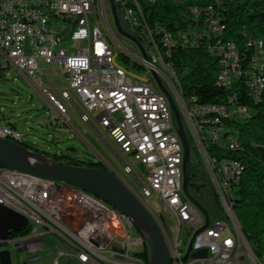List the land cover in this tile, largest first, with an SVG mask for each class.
<instances>
[{"label": "built area", "instance_id": "1", "mask_svg": "<svg viewBox=\"0 0 264 264\" xmlns=\"http://www.w3.org/2000/svg\"><path fill=\"white\" fill-rule=\"evenodd\" d=\"M113 2L123 31L141 44L144 56L134 40L128 37L135 45V50H130L114 35L109 0H0V70L15 68L30 80L60 116L51 121L53 125L60 120L69 122L66 104L71 105L82 122L99 129L98 135L107 136L115 145L125 173L137 179L140 172L136 173L135 165L143 167L142 194L155 192L178 223L173 238L165 232L171 264H243L236 260L239 249L249 255L253 252L244 245L235 219H230L232 230L225 220L209 222L195 235L191 248H206V258L180 261L189 242L183 250L179 248L181 227L196 229L203 217L183 192L182 144L166 95L154 78L158 76L176 103L206 173L215 171L210 182L227 217L234 195L230 178L240 179L243 167L235 159L217 158L208 151L211 147L237 149L234 129L228 122L251 114L244 112V107L234 109L230 100L234 66L229 44L219 37L224 24L210 4L190 5L187 9L192 10L193 23L165 33L138 11L139 0ZM65 40L81 44L66 47ZM246 46L250 55L243 57L245 91L258 103L264 89V44L260 39H248ZM156 47H164L165 65H156ZM194 47L205 48L216 59L215 85L230 91L212 107H204L195 96L183 98L169 62L175 48ZM39 61L63 73L65 87L59 93L42 82ZM0 134L18 143L23 140V133L8 124L0 125ZM193 134H200V141H193ZM216 166H223V173H216ZM0 205L22 214L30 224L29 233L9 234L0 240V251H30V259L38 258L41 237L54 233L71 251L56 252L52 264L67 258L79 264H148L133 255L142 250L145 238L141 233L129 234L131 220L77 187L0 167Z\"/></svg>", "mask_w": 264, "mask_h": 264}, {"label": "trees", "instance_id": "2", "mask_svg": "<svg viewBox=\"0 0 264 264\" xmlns=\"http://www.w3.org/2000/svg\"><path fill=\"white\" fill-rule=\"evenodd\" d=\"M139 2L140 11L143 12L146 21L150 25L157 23L168 31L182 29L193 23L192 10L187 9L190 5L210 4L224 24L220 39L223 43L233 42L237 47L240 69L232 80L233 93L215 85L217 61L203 47L175 48L169 62L178 77L183 98L195 96L198 103L212 104L220 103L230 93L232 100L247 107L251 113L250 117L231 119L228 122L234 129L237 149L220 150L211 147L208 153L217 158L235 159L242 165L240 179L232 188L234 191L232 211L253 256L264 263V89L260 102L251 101L245 91V74H243V57L247 58L250 55V48L246 46L248 39H260L264 44V0H153L151 2L139 0ZM183 128L189 146V160L186 167L187 192L205 209L209 222L214 219L226 220L227 217L217 200L201 157L184 124ZM20 144L32 151L41 152L54 161L86 167L100 166V162L79 159L69 152L59 151L50 154L33 143L21 140ZM160 220L166 229L165 221ZM29 232L28 223L25 229L11 232L10 235ZM133 255L143 263H148L145 245L141 251Z\"/></svg>", "mask_w": 264, "mask_h": 264}, {"label": "rangeland", "instance_id": "3", "mask_svg": "<svg viewBox=\"0 0 264 264\" xmlns=\"http://www.w3.org/2000/svg\"><path fill=\"white\" fill-rule=\"evenodd\" d=\"M181 1V0H175ZM114 35L124 44L128 49L135 50L134 43L127 37L120 34L116 29H113ZM66 47H79L80 42L65 40ZM119 62V56H116ZM42 74L40 75L42 82L59 93L65 87V80L63 73L53 65L44 64L39 61ZM169 90V87L167 86ZM30 100V104L26 101ZM67 106V115L70 118V124L75 131L82 135V138L74 132L69 124L63 120L53 125L51 123L54 119H61L58 114L53 113L42 100L37 90L27 82L25 77L15 68H6L0 70V125L11 123L23 133L24 141L33 143L38 148L52 154L58 153L60 149L74 148L75 151L69 152L79 159H87L96 162L98 156L102 162L109 166L116 174H118L130 189L144 200L151 212L161 223L165 221V232L173 238L177 231V221L173 212L164 208L159 196L152 192L149 196H144L140 185L143 183L142 176L144 169L142 166L136 164L135 171L140 172V175L135 179L132 175L125 173L119 161V152L115 145L108 139L107 136L101 137L99 129L96 128L97 133L87 124L81 122L77 112L71 107ZM171 121L174 122L172 115ZM231 211L233 219L234 214ZM226 223L229 229L233 226L230 221V214L227 213ZM160 218V219H159ZM29 220H27V223ZM195 230V226H183L179 232V238L182 241L179 247L183 250L184 244L189 241ZM131 236H136L138 230L132 226L128 228ZM42 250L37 251L38 258L28 259L27 251H18L10 248L12 264H52L51 260L55 257L56 248L61 247L62 241L57 234L46 233L41 237ZM132 250L133 251H139ZM244 249L240 248L236 257L240 263L254 264L260 261L256 260L253 254H247Z\"/></svg>", "mask_w": 264, "mask_h": 264}, {"label": "water", "instance_id": "4", "mask_svg": "<svg viewBox=\"0 0 264 264\" xmlns=\"http://www.w3.org/2000/svg\"><path fill=\"white\" fill-rule=\"evenodd\" d=\"M109 2L116 30L120 34L134 40L144 56L141 44L134 37L123 31L115 11L113 0H109ZM154 78L160 90L166 95L174 117L176 131L182 144L183 192L187 199L196 208L197 212L203 217V223L193 232L188 242L186 251L180 258V261L186 262L189 258H206V248L191 251L192 241L195 235L203 231V229L208 226L209 219L205 209L193 200L187 192L186 167L189 160L188 139L184 132L176 103L166 91L158 76L154 75ZM38 94L40 97H43L39 92ZM66 151L73 152L75 149L67 148ZM0 167L16 169L41 178L59 181L101 198L112 207L125 214L131 220L133 226L136 227L138 232L143 234L147 249L148 264L172 263L169 251V239L161 223L151 212L147 203L137 196L125 183V181L112 169L104 167L69 165L64 161H54L41 152L32 151L16 141L3 137H0ZM235 220L244 245L251 251V248L242 234L236 218ZM27 224V219L22 214L0 205V240L6 239L11 232H18L25 229ZM0 264H12L10 253L6 249L0 251Z\"/></svg>", "mask_w": 264, "mask_h": 264}, {"label": "bare ground", "instance_id": "5", "mask_svg": "<svg viewBox=\"0 0 264 264\" xmlns=\"http://www.w3.org/2000/svg\"><path fill=\"white\" fill-rule=\"evenodd\" d=\"M138 11H140L139 5H138ZM159 29H161L165 33H172V31H168L161 26H159ZM225 43L229 44L230 52H232V62L234 66V75L232 76V80H233V78L238 75L240 69L239 54L237 51V47L234 45L233 42H225ZM156 65H165L164 47H156ZM230 100L234 104V109H242L244 107V112L251 114L247 107L242 106L239 103L235 102V100H232L231 97ZM203 106L212 107V104H203ZM0 137H2V134H0ZM193 141H200V134H193ZM234 142H236L235 136H234ZM216 173H223V166H216ZM207 175L209 176L210 179H215V171H207ZM34 179L48 180L47 178H41L38 176H34ZM237 181H238L237 178H230L231 189L234 188L233 186L236 185ZM91 196L94 195L91 194ZM231 211H232V207H227V213L230 214V219H233L231 215Z\"/></svg>", "mask_w": 264, "mask_h": 264}, {"label": "crops", "instance_id": "6", "mask_svg": "<svg viewBox=\"0 0 264 264\" xmlns=\"http://www.w3.org/2000/svg\"><path fill=\"white\" fill-rule=\"evenodd\" d=\"M40 64V63H39ZM41 67V66H40ZM23 75V74H22ZM24 76V75H23ZM25 77V76H24ZM25 79L27 80V82L29 83V84H31V82H30V80L29 79H27V77H25ZM32 85V84H31ZM33 86V85H32ZM42 98V100L47 104V106H48V108L53 112V113H55V114H57V111L47 102V100L44 98V97H41ZM27 103H28V105L30 104V100L29 101H26ZM68 106H71V105H68ZM74 110H75V108L73 107V106H71ZM76 111V110H75ZM77 112V111H76ZM78 114V113H77ZM68 116V115H67ZM78 117H79V115H78ZM68 119H70L69 117H68ZM82 122V121H81ZM84 123V122H83ZM6 124H9V125H12L13 127H15L17 130H19L18 128H17V126L15 125V123L14 124H11V123H6ZM68 124H69V126L71 127V129H73L72 128V126H71V124H70V120H69V122H68ZM84 124H87V123H84ZM88 126H90L89 124H87ZM91 127V126H90ZM92 128V127H91ZM93 129V128H92ZM74 130V132L76 133V134H78L79 135V137H81L82 138V135L79 133V132H77V131H75V129H73ZM94 130V129H93ZM20 131V130H19ZM95 131V130H94ZM96 132V131H95ZM97 133V132H96ZM24 140V139H23ZM60 151H64V152H67L66 151V149L65 150H62V149H60ZM48 157V156H47ZM50 158V157H49ZM140 233L138 232V234L136 235V236H138ZM59 236V235H58ZM60 237V236H59ZM60 239H61V241H62V246L61 247H57L56 248V251L58 252V251H66V252H68V251H71V249H70V245L63 239V238H61L60 237ZM27 256H28V259H30V251H27ZM23 264H26L25 262L23 263ZM61 264H79V263H77L74 259H72V258H67V259H64V260H61Z\"/></svg>", "mask_w": 264, "mask_h": 264}, {"label": "flooded vegetation", "instance_id": "7", "mask_svg": "<svg viewBox=\"0 0 264 264\" xmlns=\"http://www.w3.org/2000/svg\"><path fill=\"white\" fill-rule=\"evenodd\" d=\"M96 162H100V166L99 167H104V168H110L109 166H107L106 164H104L103 162H102V159L98 156V159H97V161ZM111 169V168H110Z\"/></svg>", "mask_w": 264, "mask_h": 264}]
</instances>
